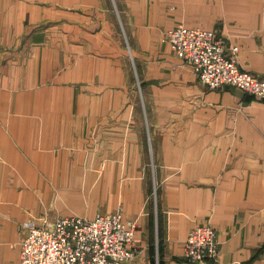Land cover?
Wrapping results in <instances>:
<instances>
[{
  "label": "crops",
  "instance_id": "0c3cea01",
  "mask_svg": "<svg viewBox=\"0 0 264 264\" xmlns=\"http://www.w3.org/2000/svg\"><path fill=\"white\" fill-rule=\"evenodd\" d=\"M99 1L68 0L63 12L52 0L49 16L43 0H0V264H21V223L33 214L17 198L21 176L36 172L37 189L60 170V109L70 165H86L84 152L118 174L100 211L121 205L138 224L125 264H264V99L209 89L164 34L179 23L211 29L238 47L239 67L264 77V0H112L115 11ZM60 29L74 46L62 60ZM203 223L219 254L190 262L184 239Z\"/></svg>",
  "mask_w": 264,
  "mask_h": 264
},
{
  "label": "built area",
  "instance_id": "2783aa9c",
  "mask_svg": "<svg viewBox=\"0 0 264 264\" xmlns=\"http://www.w3.org/2000/svg\"><path fill=\"white\" fill-rule=\"evenodd\" d=\"M176 55L191 66L209 89L236 86L245 94L264 99V77L239 67L238 47L208 28L179 23L165 31ZM20 241L21 264H125L134 255L136 221L122 208L92 219L64 216L24 224ZM183 256L190 262L215 260L219 254L217 231L209 223L193 226L184 239Z\"/></svg>",
  "mask_w": 264,
  "mask_h": 264
},
{
  "label": "rangeland",
  "instance_id": "374dc122",
  "mask_svg": "<svg viewBox=\"0 0 264 264\" xmlns=\"http://www.w3.org/2000/svg\"><path fill=\"white\" fill-rule=\"evenodd\" d=\"M30 1L35 2V0H30ZM83 1L84 0H79V2H76L75 0L74 3L83 4ZM99 3H100L99 0H92L93 5L94 4L98 5ZM43 4L46 7H48L46 9L48 10L50 16V8L52 7V0H43ZM67 5H68V0H60V8L62 9L63 12L67 10L65 8ZM109 5L110 8L113 11H115L114 3L112 0H109ZM71 6L73 7V5ZM46 25L47 24L44 22L41 23V25H37V28H41L42 26L45 27ZM43 31H46V29L43 28ZM51 31L52 30H48L47 32L48 35L46 34V32L43 33L45 38L49 36V39L51 40L52 38ZM73 33L74 32H72V34ZM72 36L77 37V35L75 34H73ZM39 38H41V35ZM68 40L69 37L67 35L66 29H60V43H58L59 44L58 51L60 52L61 60L63 58H66L67 53L70 51L71 48L74 49V46L70 45L68 43ZM48 47L50 49H48ZM51 47L52 46L50 43L48 45L44 43L43 52L55 51L52 50ZM126 50H127L126 51L127 57L125 60L126 68H127V72L132 76L133 64L131 61V55H130V51H128L127 48ZM0 74L4 75L6 74V72L0 70ZM66 95H68L67 91L63 89V91H61V107L67 104L66 100L68 99V97H66ZM67 112H68L67 109H60V113H59L60 122L56 131L61 135V143L59 147V161H58L60 170L54 172L53 174L50 173V171H48L50 170V168H48V170L42 174L43 185L41 187H38L37 189H36V185L39 186L41 183L36 182L37 174L36 172H31V171H28L27 176L25 177L21 176V179L23 180L25 179V180L24 182H21L16 186L18 193L17 198L21 200L23 197H25L27 201L28 210L29 212L33 213L31 217H29L26 221L21 223V225L23 226L26 222L31 220H35V222L41 223L44 221H52L51 219L54 220L56 218H61L64 216H78V217H85L88 219H92L93 217H96L98 214H106L115 211L114 209L112 211L110 210L106 212H101L100 208H102L104 205H108V207H111V204L109 205V202H107L108 198L106 197L108 196L106 195V193L108 192L109 194H112V193H116V191L118 190L117 188L111 186V182L116 181L112 179L117 178L118 174H107L106 171L102 172L99 168V163H98L99 157L95 156V158L91 159L88 153L84 154V152L82 153V155L84 156L86 155L85 156L86 160H84V162L87 163L86 165H84L85 167L81 165L80 162H78L77 165H73V166L70 165V159L67 155V152L62 147L63 144L66 143L63 140L64 138L62 136L66 134L68 135L69 133V121L67 122L66 120V118H68ZM46 118H47L46 110H44L45 121ZM92 161L94 163L92 164V166H89L88 164H91ZM28 162L30 164H33L32 160L31 161L28 160ZM16 176H17L16 173L10 174L12 180H14ZM154 197L155 195L153 192L150 196L152 202L154 200ZM34 199L36 203H32ZM120 207L121 205L118 206L117 208Z\"/></svg>",
  "mask_w": 264,
  "mask_h": 264
},
{
  "label": "trees",
  "instance_id": "16d2710c",
  "mask_svg": "<svg viewBox=\"0 0 264 264\" xmlns=\"http://www.w3.org/2000/svg\"><path fill=\"white\" fill-rule=\"evenodd\" d=\"M252 96V95H251Z\"/></svg>",
  "mask_w": 264,
  "mask_h": 264
}]
</instances>
